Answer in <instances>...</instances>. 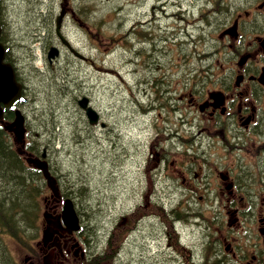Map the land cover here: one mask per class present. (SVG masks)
<instances>
[{
  "label": "flooded vegetation",
  "instance_id": "obj_1",
  "mask_svg": "<svg viewBox=\"0 0 264 264\" xmlns=\"http://www.w3.org/2000/svg\"><path fill=\"white\" fill-rule=\"evenodd\" d=\"M206 2H188L182 30L188 42L202 43L203 54L196 63L194 49L188 50L187 82L157 68L159 41L173 33L160 38L156 32V2L151 15L144 12L124 31L128 40L139 42V57L156 60H139L140 65L157 69L139 82L140 95L127 89L135 113L145 115L152 128L144 140L137 196L154 203L174 198L211 206L216 214L204 219L213 234L205 251L216 245L209 260L264 264V0ZM59 199V187L45 198L41 237L23 250L27 264H85L96 255L83 249L85 242L75 233L65 232L56 210Z\"/></svg>",
  "mask_w": 264,
  "mask_h": 264
},
{
  "label": "rangeland",
  "instance_id": "obj_2",
  "mask_svg": "<svg viewBox=\"0 0 264 264\" xmlns=\"http://www.w3.org/2000/svg\"><path fill=\"white\" fill-rule=\"evenodd\" d=\"M34 1L2 0L1 2L5 30L13 39V53L17 55L21 63L28 61L31 63L23 70L27 77L29 94L32 92L33 95H37V100L28 101L20 108L29 120H33L34 125L40 126L38 110L47 111L54 107L56 121H58L54 140L49 133L45 136L43 128H40L43 137L40 139L41 134L39 133L38 138L41 144L44 142L50 144L47 153L51 168L63 175L66 183L74 186L75 190L71 198L79 212L82 225L81 232L75 233L74 238L81 240L82 243L85 242L82 246L83 249L86 248L87 253L94 250L101 251L107 235L124 212L137 204L149 206V201H142L137 194L143 180L138 168L144 165V140L152 128L145 115L135 113V106L128 100L129 93L123 85L127 81L132 87L130 92L137 96L139 94L137 86L143 76L145 74L150 76L153 70L157 71L154 66L146 63L152 64L156 60L153 56L144 54L141 60L146 63L143 66L139 65L140 62L139 64L134 63V59L139 60V57L135 58L134 54L135 50L139 49V43L136 40L133 42L128 40L124 31L134 19L144 12L151 15L150 7L154 2L161 5L167 0H91L98 10L97 15L111 13L106 18V37L104 35L93 37V44L90 45L78 26L71 21L70 17L66 18L61 32L71 45L86 57V60L81 61L71 57L62 48L60 60L53 61V66L58 64L62 69L54 66L53 74L51 67L43 65L46 61L45 50L40 40L45 36L38 33V27L43 28L44 23L39 20L36 25L33 19L35 18L34 12L29 3ZM43 1V4L37 7L52 5L55 13H58L62 0ZM68 1L69 6L77 3L76 0ZM190 1L175 0L176 5L170 2L164 7L166 15L173 14L176 18H164L162 13L159 14L160 17H156L159 27L156 32L160 38L169 37L172 33L175 35V38L159 41L158 45L163 46L164 53L158 60L157 68L171 73L176 81L188 73V57L184 60L180 56L181 52L188 54V50L192 53V50L196 49L192 53L193 62L197 59L196 63L203 54L199 48L202 44L200 42L189 40L190 42L186 44L180 43L185 41L186 37L182 29L187 25L185 24L188 19L186 12H188ZM192 1L207 3L206 0ZM31 33L36 36L30 37ZM114 34L118 36L123 34L130 45L124 43L119 44L120 46H106V48L99 42V40H108L107 37ZM54 42L56 43L55 40ZM108 48L111 50L105 53ZM128 58H130L128 63L133 69L126 72ZM168 66L172 68L169 69ZM31 67L36 70H31ZM108 70L117 71V75H112ZM121 74L122 77H120ZM64 75L69 79H74L76 93H79L77 96L85 95L89 98L90 105L100 114V122L104 124V127H91L87 123L84 124L83 112L76 103H72L68 98H62L61 93L57 95L55 101L51 100V93L46 88V78L52 76L63 78ZM44 98L46 100L43 102ZM48 194L49 191H46L40 197L39 222L44 220L42 216L45 210L43 197H48ZM156 203L163 205L166 210L182 206L188 208V202L174 200V198ZM58 206L57 212L60 209V205ZM196 208L200 213L198 223H205L206 216L216 214L211 207L203 206V203H197ZM160 220L161 218L153 220L144 218L137 222L130 233L128 242L123 243L117 256L112 261L100 258V264H186L184 261H195L196 264H200L204 259L202 241L207 236V230H200L188 220L175 222L172 237L178 238L181 247L189 248V252H184V254L187 253L186 257L183 251L181 254L173 250L166 239L165 227ZM133 221L134 217H131L130 227ZM39 231L40 229L35 238L41 237ZM204 242L207 243V240ZM6 243L16 264L28 263L23 261L24 251L27 248L21 249L9 240H6ZM244 263L249 264V261H244Z\"/></svg>",
  "mask_w": 264,
  "mask_h": 264
},
{
  "label": "trees",
  "instance_id": "obj_3",
  "mask_svg": "<svg viewBox=\"0 0 264 264\" xmlns=\"http://www.w3.org/2000/svg\"><path fill=\"white\" fill-rule=\"evenodd\" d=\"M77 3H73L70 6L69 17L71 21L78 26L80 31L84 33V36L93 44L92 39L96 36H105L106 29V18L108 13L96 14V7L93 5L91 0H76ZM0 0V25L2 31L0 33V41L6 46V61L10 62L16 71V79L24 86V94L30 99V101L37 100V95H33L32 92L29 94V86L27 77L25 76L24 69L27 68L28 64L25 62L21 63L17 58V55L13 53V39L10 38L7 31L5 30V21L2 14ZM42 1L35 0L33 3H29L33 8L36 25L40 21L44 23V27H38V33L44 34V38L40 40L43 47H48L52 44L54 36V19L55 9L52 5L42 7L38 5L43 4ZM36 36L31 33L30 37ZM106 37V36H105ZM108 40L100 43L106 46H120L122 44V35H113L107 37ZM107 48V47H106ZM108 50H110L108 48ZM184 60L187 59L188 54L181 52ZM34 63V61H32ZM21 66V69H20ZM57 69H62L58 64L54 65ZM54 66L51 67L52 74ZM31 70L36 68L31 67ZM68 75V73H67ZM46 88L51 93V100L55 101L59 93L62 94V98H68L69 101L75 103L77 97L76 88L74 86V79H69L68 76L64 75L63 78H55L54 76L46 78ZM45 88V89H46ZM45 97L46 93L44 92ZM46 99H42L44 102ZM39 125H34L33 120H29L26 124V141L24 150L32 154H39L40 149L45 147L46 150L50 149L48 142L40 143V139L43 137L40 132V128L45 131V136L49 133L54 140L56 135L55 128L58 125L56 121L54 107L43 110H38ZM13 110L6 109L4 112V120L10 121L13 118ZM28 118V117H27ZM84 124L86 121L83 120ZM41 136H40V134ZM40 136V139L38 138ZM50 140V139H48ZM19 144L14 140L10 133H8L0 125V264H16L14 259L9 253V247L4 241V237H7L14 241L17 246H26L31 239H34L38 229V213L40 211L41 195L46 190V184L40 173L28 166H26L23 157L18 152ZM54 171V168H52ZM56 170V169H55ZM57 171V170H56ZM62 188L69 187L66 191L62 190V195H71L74 192V186L64 182ZM78 198V197H77ZM77 201V199H76ZM160 218L167 231V238L170 240L172 234V222L174 219H180L182 221L188 220V214L186 213L187 207L184 208H173L169 211H165L163 205L160 206ZM194 216V215H193ZM127 226H121L115 224L112 229V236L105 248L103 249V260H109L114 257L115 253L120 247L122 236ZM173 240V243H172ZM173 250L178 253L184 254L183 248L178 244L176 236L171 237L169 242ZM108 255H105L108 250ZM215 252V248L210 246L208 251L205 252L204 257L207 259L211 258V253ZM186 257L187 255L184 254ZM99 261V260H98ZM106 262V261H101ZM186 264H196L195 261H184ZM200 264H232L231 261H202Z\"/></svg>",
  "mask_w": 264,
  "mask_h": 264
},
{
  "label": "water",
  "instance_id": "obj_4",
  "mask_svg": "<svg viewBox=\"0 0 264 264\" xmlns=\"http://www.w3.org/2000/svg\"><path fill=\"white\" fill-rule=\"evenodd\" d=\"M64 16V10L61 9L59 15L55 20V32L59 37L60 41L68 47V49L76 56L82 57L78 52L73 50L68 42L61 36L60 34V26L62 22V18ZM1 31V27H0ZM5 48L3 44L0 42V121L3 117L4 109L12 107L16 105L18 101H25V98L21 96V84L18 83L15 79L14 69L12 65L8 62H5ZM58 48L50 47L47 52V59L50 60L56 56H58ZM78 107L84 112L85 118L88 124L93 125L98 121L97 112L88 105V98L81 97L77 101ZM24 117L18 109L14 110V118L13 120L5 125V129L13 133L18 141H20L24 134ZM45 157V153L41 154V158ZM28 163H31L32 166L36 169H39L44 176L47 185L55 190V180L49 174L47 169V162L45 160L39 158H29L27 159ZM60 218L62 223L65 226V231L68 233H72V231H77L79 229V220L75 213L72 202L69 199H65L62 205V209L60 212Z\"/></svg>",
  "mask_w": 264,
  "mask_h": 264
}]
</instances>
